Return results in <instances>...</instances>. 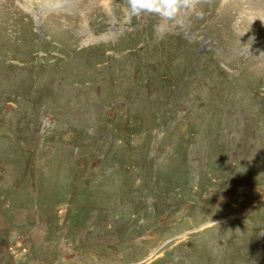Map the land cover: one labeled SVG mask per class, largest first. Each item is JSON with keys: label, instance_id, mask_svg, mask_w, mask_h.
I'll return each mask as SVG.
<instances>
[{"label": "rangeland", "instance_id": "obj_1", "mask_svg": "<svg viewBox=\"0 0 264 264\" xmlns=\"http://www.w3.org/2000/svg\"><path fill=\"white\" fill-rule=\"evenodd\" d=\"M0 0V264H264V0Z\"/></svg>", "mask_w": 264, "mask_h": 264}, {"label": "clouds", "instance_id": "obj_2", "mask_svg": "<svg viewBox=\"0 0 264 264\" xmlns=\"http://www.w3.org/2000/svg\"><path fill=\"white\" fill-rule=\"evenodd\" d=\"M128 2L133 14H138L140 11L150 10L149 4L152 0H128ZM197 2L198 0H163L164 6L172 13H178L181 8H187Z\"/></svg>", "mask_w": 264, "mask_h": 264}]
</instances>
